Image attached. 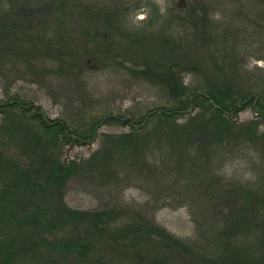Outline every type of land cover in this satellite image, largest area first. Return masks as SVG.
I'll return each instance as SVG.
<instances>
[{
    "label": "trees",
    "instance_id": "obj_1",
    "mask_svg": "<svg viewBox=\"0 0 264 264\" xmlns=\"http://www.w3.org/2000/svg\"><path fill=\"white\" fill-rule=\"evenodd\" d=\"M79 1L0 0V59L8 58L10 53L18 61L24 59L34 70L35 80L46 87L51 83L50 77L67 78L71 70L83 67L89 59L110 64L124 59L140 80L162 91L164 103L133 125L130 133L110 137V152L101 149L87 160L65 162L61 155L69 142L84 144L93 140L97 129L108 122L128 125L131 121L124 120L125 116L110 115L92 123L87 135L86 131L78 133L66 119H50L37 113L39 107L19 94L17 97L11 93L8 101L0 102V264H111L118 255L125 257L128 244L135 248L131 252L143 253L144 264H264V256H253L249 239L244 244L236 241L248 236L254 227L251 220L248 227L241 202L231 201L236 196L254 204L256 200L264 209L263 193L248 192L254 188L247 184L234 189L235 196L229 203L235 208L232 214L235 222L232 217L230 223L225 220V234L231 236L230 242L232 239L235 242L232 248H224V253L209 248L212 243L221 247L226 242L210 235L194 213V208H198L206 214L216 205L207 200L213 189L212 182H206L212 180L210 177L207 180L206 165L208 159L226 161L221 142L226 134L234 133L237 142L245 138L264 147V132H260L264 125V79L256 80V71L249 70L246 58L231 47L237 35L247 33L218 31L221 26L211 23L212 0H185L184 6L175 5L178 17L171 19L168 26H160L159 32L154 31L160 15L152 0H121L119 5L116 1V8H111L110 2L104 6L93 0L82 4L77 13L72 8L79 7ZM187 1L189 5L185 8ZM33 2L39 5L36 14L49 7L51 15L45 18L36 15L31 25L23 19L16 20L21 11L30 17L27 11ZM141 3L149 11L142 25L136 27L130 24L126 13ZM69 17L75 22L91 20L104 30L95 36L82 29L83 34L77 29L71 31ZM262 18L263 15L254 17L249 32L246 30L249 34L246 39L255 38L264 44ZM26 24L27 30L20 29ZM50 65L57 70L55 75ZM9 68L12 78L23 75L24 71L18 67ZM186 75L191 76L189 84L185 83ZM248 108L255 109L257 120L238 123V115ZM35 109L38 111L34 114ZM182 116L185 121L180 123ZM151 125H156L155 132ZM181 162L191 163L192 169L186 165L188 170L181 169L178 167ZM124 172L128 177H123ZM131 172L133 176H144L150 184L152 180L160 184L165 179L161 184L164 188L152 185L156 191L144 206L147 214L140 210L136 214L145 221L121 231L118 227L129 212L124 210L127 204L113 194L122 183L132 180ZM101 173L108 176L97 178ZM174 177H178L174 185L167 183ZM96 178L110 180L108 202L90 210L69 206L66 199L71 183ZM179 178L183 179L181 185ZM172 189L169 198L167 194ZM183 194L191 201H184ZM179 202L190 206L195 216L198 241L192 245L156 224L158 210ZM79 224L86 228L87 236L73 241V231ZM131 231L138 236L132 238ZM105 241L110 243L108 252H94L95 245ZM118 249L120 254L116 255L114 250ZM109 254L107 261L105 257Z\"/></svg>",
    "mask_w": 264,
    "mask_h": 264
},
{
    "label": "rangeland",
    "instance_id": "obj_2",
    "mask_svg": "<svg viewBox=\"0 0 264 264\" xmlns=\"http://www.w3.org/2000/svg\"><path fill=\"white\" fill-rule=\"evenodd\" d=\"M97 1L99 2L95 1V3H100L104 6L110 2L111 8H116L121 4V0ZM116 1L118 5H116ZM152 1L156 3L158 14L160 15L159 21L155 24L157 25L154 29L156 32L160 31V26L163 27L165 24L168 26L171 19L173 20L178 17L177 14L179 12L175 5L182 4V6H184L183 3L185 2V0ZM144 2L146 3V1ZM90 3H93V0H81L78 3L79 7L77 6L72 9L79 13L82 4L87 5ZM212 3V25L215 27L220 25L221 28L218 31L225 30L226 32L227 30L231 32L232 30H241L244 32L243 34L247 33L246 35H241V37L237 35L234 39L236 42L233 41L231 47L234 46V49L240 52L241 57L246 58L249 70L256 71V80L257 78L264 79V44L260 43L255 38H252V41L246 39L249 35L248 26L253 23L255 20L254 17L258 19L259 16L263 15L262 19L264 20V2L261 0H212ZM32 5L33 6L28 8L27 11L30 17L25 15L24 11H21L20 14L15 16V19H23L25 23L31 25V23L34 22V18H37L36 15L45 18L52 13L51 9L48 7L44 11H38V14H36V8L39 5L37 2H33ZM141 5L142 3L133 6V8L126 13V17L130 24L136 27L142 25L141 22L146 19L147 12L149 11L146 4H143L142 7ZM188 5L189 2L187 1L185 8H188ZM2 7L7 10L5 6ZM134 9L137 10L134 11ZM69 13L71 14V11ZM184 16H186V12H184ZM69 19V29H71V31L77 29L79 33L83 34L81 31L82 29L84 32L89 31L90 35L95 36L100 30H104L100 25L91 20L88 21V19L85 22H75L76 20L71 17H69ZM27 24L20 29L27 30ZM190 52H192V48H190ZM98 59L100 60V58ZM123 60H117V63L112 60L111 62L113 63L110 64V62L103 63L101 61L96 62L95 60L89 59L85 61L83 67H76V69L71 70V72L68 73L70 77L68 76L60 80L57 79V77H55L56 79L51 78L50 75L46 74L50 77L48 81L51 82L46 87L45 84H40V82L35 80L32 76L34 74L32 71L34 70L28 67L24 59L18 61L15 54L10 53L8 58L3 57L0 59V102L8 101L12 96L11 93L17 94V97L19 94L20 98L27 102L34 103L37 108L39 107V111L36 109L33 111L34 114L38 111L37 113H43L50 119H66L78 133H84L86 131L87 135L90 133L92 123H96V121L108 116L110 117V115H115L114 117L125 116L124 120L129 119L131 121L128 125L118 121L108 122L97 129L98 131L93 140H87L84 144H77L71 141L63 148L61 155L62 161L69 162L73 159L87 160L101 149L110 152V137H117L130 133L133 125H136L142 118L153 112L161 105L160 103H164L162 100V91L155 85L151 83L147 84L140 80L131 64L127 63L125 60L123 62ZM16 61L17 63H15ZM9 67H11V69L12 67H18L20 71H24L23 75H15V77L12 78L13 74H11ZM49 69L53 74H56L57 70L54 66L50 65ZM191 80V76L186 75L185 83L189 84ZM50 86H52L53 89ZM68 88L69 91L66 92ZM68 97L70 98L67 100ZM65 102L67 104H65ZM257 115L255 109L248 108L238 115L237 122L240 124L252 122L257 120ZM189 116L190 114L185 115L186 118ZM185 117H180L179 122L183 123ZM151 129L155 132L156 125H151ZM260 132H264V125H261ZM233 135L234 133H228L225 135L226 138L221 140L224 150L222 153L226 161L218 163V160L213 161L212 159H208V164L206 165L207 180L209 177L212 179L206 182H212L210 188L213 189L211 192L212 197L208 196L207 200H212L214 203L216 202V205L209 208L206 214L200 213L198 208H194L195 215L203 221L207 232L214 237H221L222 240L226 242L225 244L223 243L221 247H214L213 243L212 246L209 247L221 253L226 251L224 248H232L235 242L233 239L230 242L231 236L225 234V232L227 233V222L231 220V217L233 222H235V217L232 216L233 211L235 212V208L229 203L232 196H235L233 193L234 189H239L242 184H247L254 188V190H247L248 192L251 191L254 193L256 191L258 194L263 193L264 195V147L260 142L253 143L252 140L245 138L241 139V142H237V139H233ZM232 145H234V148H231ZM105 163L106 162L103 164ZM185 165L189 169H192L191 163H182V165L178 167L183 170H188ZM173 167L174 172L176 164L173 163ZM105 173L107 172L105 171ZM105 175L106 174L101 173L97 178ZM125 175L128 177L127 172H124L123 177ZM131 175L129 179L132 180L125 182V184L122 183L113 194L116 198H119L118 200L120 202L127 204V209L124 210L129 212L126 217L123 216V218L126 219L122 225L118 227L121 231L123 229L127 230L130 226L131 229H133L134 225H140L145 221V219L140 216L138 217L136 214H139L138 210H140L143 215L147 214V210L144 206L148 201L152 200V192L156 191V188L154 186L152 187V185H158L157 187L159 189L161 187L164 188L161 184L165 182V179H162L163 182H159L160 184L155 180H152L153 184H150V181L144 176H133L132 172ZM97 178L92 181L78 180V183L76 181L71 183L72 185L70 186L66 199L68 205L80 210H90L100 207L103 203H107L110 194L108 192L110 191V180L108 178L98 180ZM163 178H165V176H163ZM177 179L178 177L171 178L167 183L174 185ZM182 182L183 179L179 178L178 183L181 185ZM198 182L199 180L195 181L196 184H199ZM92 189L95 190V192H92ZM178 190L180 189H177V191ZM171 193L173 194V189L167 194L169 198ZM181 197H184V201H191L190 199H186L184 194L181 195ZM195 197L197 200L199 199L196 193ZM169 201L172 200L169 199ZM231 201L236 203L241 202L243 205L242 209L247 214L243 215L245 217L247 216L245 219L248 221V227L249 220H251L252 226L254 227L253 231L249 233L248 236L241 239L236 238V241H241L240 243L244 244L249 239L247 243L252 249L253 256L255 258L264 256V209L256 200L254 204V201L236 196ZM155 219L156 224L168 231L173 237L189 245H192V242L196 243V241H198L195 216L190 206L187 204H181V202L178 204H169V206L161 208L156 212ZM85 229L86 228L82 226V224H79L73 231L72 240L79 241L86 237L87 232ZM245 229H247V227ZM113 231L118 230L115 229ZM131 233L133 234L132 238L138 236L136 235L137 233L133 231H131ZM101 243V245H95L94 252H108V249L111 248L109 242L105 241ZM130 243L132 242L130 241ZM131 245L132 244H128V250L125 248L124 252L127 253L125 257L118 255L120 254L119 249L114 250L119 259L115 257V263H113L112 260L111 264H144L143 253L139 252L138 247L136 249L139 254L131 252L135 249H132V247H130ZM105 260L110 261V254L105 257Z\"/></svg>",
    "mask_w": 264,
    "mask_h": 264
}]
</instances>
